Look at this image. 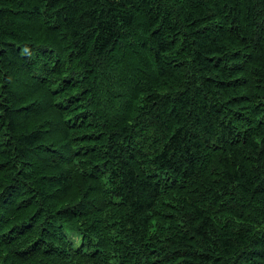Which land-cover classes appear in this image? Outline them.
<instances>
[{
	"label": "trees",
	"instance_id": "trees-1",
	"mask_svg": "<svg viewBox=\"0 0 264 264\" xmlns=\"http://www.w3.org/2000/svg\"><path fill=\"white\" fill-rule=\"evenodd\" d=\"M0 264H264V0H0Z\"/></svg>",
	"mask_w": 264,
	"mask_h": 264
},
{
	"label": "rangeland",
	"instance_id": "rangeland-1",
	"mask_svg": "<svg viewBox=\"0 0 264 264\" xmlns=\"http://www.w3.org/2000/svg\"><path fill=\"white\" fill-rule=\"evenodd\" d=\"M75 239H78L76 235H75Z\"/></svg>",
	"mask_w": 264,
	"mask_h": 264
}]
</instances>
